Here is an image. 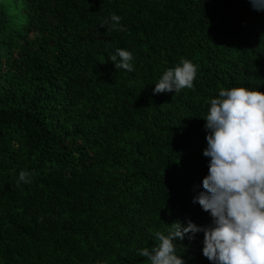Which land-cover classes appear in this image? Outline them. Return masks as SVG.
<instances>
[{
  "label": "trees",
  "instance_id": "1",
  "mask_svg": "<svg viewBox=\"0 0 264 264\" xmlns=\"http://www.w3.org/2000/svg\"><path fill=\"white\" fill-rule=\"evenodd\" d=\"M181 58L194 86L154 94ZM232 87L264 92L249 0H0V264H149L156 232L211 225L203 118ZM191 235L176 254L212 264Z\"/></svg>",
  "mask_w": 264,
  "mask_h": 264
},
{
  "label": "clouds",
  "instance_id": "2",
  "mask_svg": "<svg viewBox=\"0 0 264 264\" xmlns=\"http://www.w3.org/2000/svg\"><path fill=\"white\" fill-rule=\"evenodd\" d=\"M249 2L254 10L264 11V0ZM110 19L115 29L121 17L113 14ZM109 59L117 70L134 71L130 51L118 48ZM197 74L198 65L181 58L164 72L154 94L190 89ZM203 119L209 133L203 153L210 158L209 174L203 179L205 191L193 203L210 213L212 224L199 227L189 221L184 227L177 221L169 227L168 235L156 232L158 243L140 249L138 255L149 264H185L176 254L174 241L189 233L193 239L203 232V255L212 264H264V92L221 88ZM30 176V172L21 171L17 187L30 182Z\"/></svg>",
  "mask_w": 264,
  "mask_h": 264
}]
</instances>
